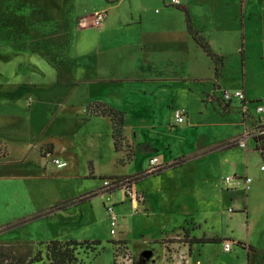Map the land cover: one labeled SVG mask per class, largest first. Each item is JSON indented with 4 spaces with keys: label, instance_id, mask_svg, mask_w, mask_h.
Returning a JSON list of instances; mask_svg holds the SVG:
<instances>
[{
    "label": "rangeland",
    "instance_id": "374dc122",
    "mask_svg": "<svg viewBox=\"0 0 264 264\" xmlns=\"http://www.w3.org/2000/svg\"><path fill=\"white\" fill-rule=\"evenodd\" d=\"M187 1L191 25L207 42L209 39L206 33L211 34L219 29L222 34L226 35L224 36L226 40L222 39L224 57L222 75L225 79L224 85H227L225 87H229L230 94H233L236 89L230 88L231 84H238L242 78L239 54L241 31H243L244 46H247L254 38L253 42L256 40L257 43L255 49L261 50V55L264 57V36L262 37L264 0L263 2L247 0L242 26L240 12L236 8L237 0L214 1L215 8H217L215 16L210 10L205 12L200 7V0ZM145 4L148 6V9L145 8L148 19H150L144 22L147 29L160 26L155 18L159 12L160 15L167 16L163 25L168 23V26L173 27L177 33L185 30L186 17L183 12L174 9V6L170 8L171 0H0V135L3 136L6 133L7 136L2 138L6 140L11 138V135L1 128L4 123L7 125L30 123L32 124L31 132L34 134L33 129L38 132L39 141L54 144L55 153L53 155L56 156L48 162L54 167L49 169V178L45 179L46 186L50 188L48 199L50 204L71 197L79 198L86 191H94L89 194L96 196L91 197L89 202L79 204L78 207L77 205L69 207L71 209L68 210L66 216L57 215L50 218L52 221L47 223L48 229L54 233L61 230L62 235L67 238L81 240L97 238L100 240L101 245L96 247L78 241L82 243L76 248L77 258L81 264H116V257H120L123 264H149L151 259L160 260L163 252V249L159 250L160 241H152L144 245L142 243L143 238H156L158 230H164L158 226L160 216L156 214L157 203L152 193L157 187V182L188 183L190 188L200 195H207L213 202L218 199L217 195L221 194L219 181L211 179L203 182L202 165L192 161L180 168L166 171L168 178L162 175L159 181L155 178H148L140 182V187L146 189L150 195L147 203L151 213L148 217L142 210L134 208L131 201L125 199L124 187H126V195L130 187V191L135 193L137 205H140L143 200L142 194L132 188L134 183L129 184L125 181L127 178L125 176L137 173L149 165L150 153L160 162L158 170L168 168L172 164V161L162 162L167 158V153L162 147L165 142L168 141L171 144L172 155L180 153L189 155L193 152L202 154L221 139L224 140L234 135L227 132L225 125H222L219 119L221 115L216 114L209 105H203L198 100L201 96L197 92H201V89L207 88L214 82L213 67L210 59L190 38L183 37L184 39L180 40L177 48L173 46L164 50L168 52L170 58L167 60L164 54L160 64L154 61H150L151 63L143 61L142 63L139 61V55L131 52L135 46L126 43L129 40L137 42L140 37L142 24L139 22V15L145 9ZM28 14H30L29 17H26ZM17 15L21 18L18 23L23 19L24 26H12L18 19ZM35 16H40L41 19L34 21ZM3 18L6 22H12L11 25H1ZM87 27L90 28L85 32L80 31V28ZM99 28L112 30H105L106 32L103 33L98 30ZM215 38L218 37L214 35L213 41ZM209 45L212 48L210 42ZM93 49L97 50L95 54H99L97 58L101 61L100 63H106V66L97 68V64L90 61L85 64L80 74L78 73V78L82 75L90 81H76V52L81 53L83 50L91 52ZM102 51L105 53L101 54ZM249 53L256 52L249 50L245 52L247 69L244 73L248 72L245 80L246 86H252L253 82L258 79V77H252L250 72L260 70L263 63ZM174 54H177L176 59H174ZM110 58L113 59L109 60ZM170 60L174 62L172 67L167 65L168 62L170 64ZM31 72L32 75L29 74ZM187 75L197 76L201 80L188 82L177 80L179 77L190 78ZM256 75L257 72L254 73V76ZM29 76L35 83L43 81L44 84H36V89L21 92L24 97L17 98V84L12 81L27 80ZM124 78L128 81H108ZM156 78L166 79L168 86L163 91L157 89L158 91L156 90L154 94H150L148 90H153L155 81L144 82V79ZM99 79L103 81H97ZM184 83L190 86L192 92L185 89L186 84ZM224 85L222 88H225ZM255 91L253 92L256 94L257 91ZM203 97L212 105H219L217 110L222 113L221 110L225 103L222 102L219 92L204 94ZM167 99L172 102L165 106L164 101ZM93 101L105 102L110 107L125 113L121 134L118 139L116 138V151L113 148L110 118L106 116L88 118L86 108ZM150 101L159 106L154 112V120L149 115ZM231 102L230 105L225 104L226 108L223 109L225 112L234 111L232 108L236 107L232 117H237V112L242 113L243 116L246 115L244 105L239 107L237 101L232 100ZM28 103L32 104L34 113L26 114ZM184 106L187 107L185 110L188 114L187 122L177 124L176 130L169 133L167 126L174 122V113L176 110H183ZM8 113H12L10 118ZM14 115L19 116L21 123L16 121L15 117L13 118ZM249 117H251L252 126L247 131V135L250 134L249 136L255 138L261 131L256 127L260 121L257 118L264 117V114H257L253 109ZM235 121L231 124L230 131H238L239 125L235 124H239V121L238 119ZM30 124L26 130H30ZM193 125L196 128H190ZM41 132H43L42 135ZM61 133L63 134L59 135ZM126 139L130 141L133 148ZM236 139H238L236 144L240 146L239 141L243 139L241 135L229 139L228 142ZM149 143L157 150L150 151L146 145ZM48 147H50L49 144L44 146V148ZM240 147L231 152L208 153L200 156V159L206 161L210 156L224 155L221 160L224 171L222 190L224 189V175L227 176L234 169L233 172L247 175L250 178L251 182L247 190L249 196L248 228H246L248 221L245 219V208L241 207L239 211L235 208L229 209V202L226 200L222 208H218L220 212L217 216L222 218L211 220L204 230L206 236L222 235V243L205 244L199 252L192 251V264H264V161L259 160L261 154L258 151L251 150L250 140L247 141L246 154ZM9 148L11 151L17 149L13 147V144ZM133 150L135 154L133 161H126L132 157ZM5 152L0 142V157ZM71 153L74 156L71 157ZM254 153L258 154L259 159ZM252 154L254 156L251 158ZM66 159L70 161L69 165L56 169L59 168L58 164L64 163L62 160ZM43 160L37 159L32 163H43ZM89 162H92L96 176L95 178H82L81 175L89 174ZM231 164H234V167ZM104 180L111 182L116 180L118 183L110 189H103ZM254 189L260 191L259 197H252ZM103 193H105L104 197L101 196ZM237 194L243 196L245 193L238 189ZM4 199L6 198L0 194V201ZM1 205L0 226H2L0 229H3L11 224L7 223L11 220H6L11 214V206L10 203ZM109 205L113 206V213L117 219L115 234L110 233V213L107 211ZM196 207L201 209L199 203H196ZM221 209H226L227 214H232L231 217L235 216L228 219ZM20 211L21 209L18 210L19 213ZM30 217H23L12 223H24ZM242 218L244 223L243 228H240ZM11 234L12 230L0 232V243L15 245L16 241H4L5 238L11 240ZM178 236H180L181 246L186 245L185 243L190 238L189 232L184 229L179 232ZM119 237H123L126 241L121 242L120 245L114 244ZM17 243L18 245L14 246L16 253L33 255L38 249L44 250V245H38V242L20 241ZM226 243L230 247L229 251L224 250ZM249 245L254 249L249 250ZM172 253L169 252L170 255L178 256L179 254V252L178 254ZM166 255L168 254L165 253L164 256ZM126 257L127 260H124Z\"/></svg>",
    "mask_w": 264,
    "mask_h": 264
},
{
    "label": "crops",
    "instance_id": "0c3cea01",
    "mask_svg": "<svg viewBox=\"0 0 264 264\" xmlns=\"http://www.w3.org/2000/svg\"><path fill=\"white\" fill-rule=\"evenodd\" d=\"M177 1H178V4H171L170 8H172L174 6V9H177L181 12H183L182 9L184 8L186 10L188 17H189L190 25H191V18H190V15L188 13V6H189L188 1L187 0H177ZM214 1H216V0H200V7L205 12H208V10H210V12H212L215 16L216 15L215 10L217 8H215L216 6L214 5ZM260 1L263 2V0H260ZM247 2H248L247 0H237V2H236V4H237L236 8H238L239 12H240L241 26L243 25V22L245 19L244 18V11L247 8L246 7ZM145 7L148 9L147 4H145L144 8ZM146 8L139 15V22H140V24H142L141 25L142 28L140 30V37L138 38V41L134 42V41L129 40L126 43L127 45H134L135 46V47H133V49H132L133 51H131V52H134L133 54L139 55V59H140L139 61H142V63H144V62L151 63L150 61H154V63L156 62V63L160 64L162 62V56L164 54H165V58H167V60H169L168 58H170V57L168 55V52H164V50H168V49H170V47H173V46L175 48H177L180 40L184 39L183 37L190 38L193 41V43L195 45H197L195 43V41L193 40L192 36L189 34L187 27H186V23H185V30H183L180 33L179 32L177 33L173 27L168 26V23L163 25V23L166 22L165 19L167 18V16L160 15L159 12L157 13V16L155 18L157 20L156 22L160 23V26H156L154 29H147L144 22L146 21V19H147V21L150 19H148L149 17L147 15V9ZM29 15L30 14L26 15V17H29ZM184 15H185V17L187 16L185 13H184ZM211 15L212 14H210V16ZM16 17L18 19H16V22H14L15 24L12 26H14V27L24 26V24H22L23 19H22V22L18 23V21L21 20V18L18 15ZM33 19H34V21H36V20L41 19V17L35 16V17H33ZM11 23L12 22H10V21L9 22L4 21V18H3L1 25L10 26ZM158 23H157V25H158ZM54 26H56V25H54ZM191 27H192V25H191ZM89 28L90 27L80 28V31L83 33L86 31V29H89ZM193 29L196 30L195 28H193ZM98 30L102 31L104 33V32H106L105 30L108 31V30H112V29L107 28V29L102 30L99 28ZM196 31H198V30H196ZM110 34H108V35H110ZM205 35L209 39V42L211 43V46L213 48L212 49L209 45V42H207L210 50L212 51V53L219 56L220 59H219V63L217 64V70H216L217 72H216L215 68H214V63L211 60V58L208 57L206 55V53L202 50V48L197 45L199 48H201L203 53L206 55V57H208L210 59V61L212 63V67H213L212 68L213 69V76L212 77L214 80V82L212 84H209V86L207 88L201 89L202 90L201 92H197L201 96L198 98V100L203 105H205V104L209 105L214 110V112L216 114L218 113L219 115H221V118H219V119H220V121H222V125H225L224 127L227 130V132H231L234 135L232 137H229V138L224 139V140L221 139L214 146L208 147L204 151V153H202V154H201V152H193V153H190L189 155H184L181 153L172 155L171 144L167 141L162 146L167 153V158L164 159L163 161L162 160L161 161L164 163H167V161H172V164H173V162H175L176 160L182 159L181 163L176 164V165H170V166H168V168L160 169L159 171H158V169H156L155 172H150L149 165H147L145 168L141 169V171L134 173L132 175H129V176H125V177H130V176L142 173V172L146 173L145 176L138 179L132 186V188L134 190H136L140 194H142L143 200L140 202V205H137V202L135 199H133V198L131 199V198L126 197L124 195L125 199L126 200L128 199L129 201H131L134 208L142 210V212L144 213V215H146V217H148L151 213L149 211L148 203H147L148 199L150 198V195H149V193L146 192V189H144L143 187H140V182L142 180H145L148 178H155V179H157V181H159L160 177L162 175H165L164 178L165 177L168 178V174H165L166 171H170L173 168H180L181 166H185V164H188L192 161H196V163H198V165L201 164L203 167V172H202V176H204L203 180H202L203 182H205L206 180H211V179H215V180L219 181V189H220L221 194L217 195L218 199L215 202L211 201V198L208 197L207 195H205V194L200 195L199 193H197L195 190H193V188H190L188 183H183V182L180 183L179 181H176L175 183H173L171 181H169V182L161 181V183H163V184L157 182V187L155 189H153V191H152L154 198L156 199V203H157L156 204L157 205L156 206V208H157L156 214L160 216L158 226L160 227V229H164V230L163 231L158 230V237H156V238H150V239L149 238H143L142 243L144 245V244L152 242V241H160L161 243L159 245V250L161 251L163 249V252H162L160 259L167 258L170 255L169 252H173L172 254H174L175 252H176L175 254H178V252H179V254H184L186 256V258H188V264H192V258H191L192 251L196 250L197 252H199V250L203 248V245L209 244V243H204V244L191 243V242H189V240H191V239L215 238L218 240L217 243H222V240H223L222 235H220V236L219 235L206 236V234L204 233V230L207 228V226H209L211 220H216V219L219 220L222 218L221 216H219V217L217 216V213L220 212L218 210V208H220V207L222 208V204H224L226 200H228V202H229V206H230L229 209L235 208L239 211V209L241 207L245 208V212H246L245 213V219H247V221H248L246 228H248V225H249V214H248L249 196L247 194L248 187L245 189V187L243 185H239L236 188H231V187L227 188L223 184L224 185L223 190L225 192H222L223 191L222 190V175L224 174V171L222 169L221 160L223 159L224 155L219 154L216 156H210V157H208V159L206 161H203L202 159H200V156L208 154V153H212V152H217V151L222 153L223 151L231 152L234 149H238L240 147L236 144V141L238 139L231 141V142H228V141H229V139H231L233 137H240V135H241L243 137V139L245 140V148L240 147V149H244L245 154H246L247 153L246 152L247 141L250 140L251 141V150L252 151H258L261 154V159L258 158L257 153H254L255 156L260 161L261 160L264 161V117L257 118L260 121L258 122V124H256V127H257V129L261 130V131L259 130L260 132L258 133L257 137L253 138L252 136H249L250 134L247 135V131H249L251 126H252L251 117H249V113L251 112V110H253V109L255 110V108L258 105L264 104V60H263L264 57H263V55H261L262 51L258 50L257 48L255 49V44L257 45V43H256V40L253 42L254 38L249 41L250 43L248 45L246 44L247 46H244L243 31H241V43L239 45V48H240L239 54L241 57L240 72L242 73L241 74L242 78H241V81L238 82V84H234V85L231 84L230 88L233 87L236 89V91L239 90V91L243 92V99L242 100H239L237 98H232V100L237 101L239 104V107L244 105V108L247 111V113H246V115L243 116L242 113L237 112V114H236L237 117H232L233 114H235L234 111H235L236 107H233L232 110H234V111H231V112H229L227 110L228 108L225 109V110H227L226 112L223 110L224 108H226L225 104L232 103L231 102L232 100L229 103H225L222 101L225 104H223V108L221 110L222 113H219L217 110V109H219V105H217V104L212 105V103L207 102L206 99L203 97L204 94H208L211 92H215V93L219 92L221 100H222V92L224 90L229 89V87H225L227 85H224L225 79L222 75L223 67H224V57L222 55V39L226 40V38L224 37L226 35L222 34V31H220L219 29L217 31H214L211 34L206 33ZM214 35H215V37H218V38L217 39L215 38L213 41ZM83 36H84V34H83ZM263 36H264V32L262 33V37ZM248 50L251 52L252 51L256 52V53H249V54L251 56L257 57L260 62H263L262 65L260 66L261 67L260 70H258V71H256V70L252 71L251 70V72H250L252 74V77H256V78L258 77V79L253 82L252 86H246V83H245V80L247 79V74H248V72L244 73V70L247 69V67H245V52H248ZM96 51L97 50L93 49L91 52H88V50H83V51H81V53H79V51L76 52V55H75V76L77 77L76 81H79V82L90 81V80H86V78H84L82 75L78 78V73L80 74V71L85 66V64H87L88 62L91 61V63L97 64L96 65L97 68L106 66V63H103V64L100 63L101 61H99L97 58V56H99V54L98 53H97L98 55L95 54ZM151 52H154V54H150ZM103 53H105V52L102 51L101 54H103ZM180 53H182V52L180 51ZM167 55H168V57H167ZM176 55L174 56V59H176ZM87 58L88 59L90 58V60H86ZM112 59L110 58L109 60H112ZM101 65H103V66H101ZM167 65L169 67H172L174 65V62L170 60V64L168 62ZM256 72H257V75L254 76V73H256ZM29 74L32 75V72ZM187 76L190 78L182 79L181 77H179L177 80L183 81V82L201 80L200 78L198 79V77L194 76V75H192V76L187 75ZM3 80L5 81L4 78H3ZM53 81H55V79H53ZM92 81L96 82V80H92ZM97 81L100 82V81H103V79L102 80L99 79ZM108 81L122 82V81H128V79L124 78V79H116L115 81H113V80H108ZM148 81H155V86H154L153 90H152V88L150 89L152 91L148 90V92L150 94H154V92L157 89L163 91L164 88L166 86H168L166 79H157V78L156 79H144V82H148ZM12 82L17 84L16 85V88H17V92H16L17 95L16 96H17V98L18 97H20V98L24 97L23 94H21V92H28V90L32 89V88L36 89V86H35L36 84H44L43 81L35 83L30 76L28 77L27 80L16 79V80H13ZM184 84H186V83H184ZM214 84H216V86H214ZM222 85H224L225 88H222ZM214 87H216V89H214ZM185 89L189 92L190 91L192 92L190 86L187 84L185 86ZM255 90L257 91L256 94L253 92ZM17 98H16V100H17ZM17 101L19 102V100H17ZM100 102H102V101H100ZM171 102H172V100L167 99L164 101V105L167 106V105L171 104ZM103 103H105V102H103ZM31 105L32 104L28 103V106L26 107L27 108L26 114L34 113L33 107ZM158 107H159L158 105H156L155 103L150 101V109H149L150 113H149V115L151 116V119H153V120L155 119L154 112L158 110ZM185 110H187L186 106H184V109L181 110L182 112L185 113V117H186V120L181 124H184L188 120V116H187L188 114ZM255 112H256V110H255ZM8 114H9V118H10V116H11L10 114H12V113H8ZM197 114L200 115V113H197ZM257 114H259V113H257ZM260 114H264V113H260ZM83 115H84V111H83ZM14 117L17 119V120L15 119L16 121H18V122L21 121L20 119H18L19 118L18 115H14L13 118ZM98 117H103V116H88L89 119L90 118H98ZM85 118H87V117H85ZM236 119H238L239 124H235V125H237V126L239 125V127H238L239 129L236 132L230 131L231 124L236 122L235 121ZM3 120H5V118H3ZM29 120H30V116H29ZM124 122H125V120H124ZM29 124L30 123H25V124L24 123H21V124L13 123L12 125H7V123H4L3 124L4 126L1 127V128H3V130L5 129V131L11 135V138H8V140H6L5 138H2L3 136H7L6 133L3 136L0 135L1 145L6 150L5 154L2 157H0V194H1V196H4V198H6V199H4V201H0V205L1 204L9 205V203H10V206H11V212L10 213L11 214H9V216L6 218V220H11V221H8L7 223H11L12 225H16V227H14L12 229V234H14V235H12V234L10 235V237H12V239L9 240V239L5 238L4 241H8V242L9 241H16V243H17L20 241L38 242V241H49V240H76V241L99 240L97 238L90 239V240L67 238L64 235H62L61 230H58V233H54L52 230L48 229L47 223H48V221L49 222L52 221V220H50V218L55 217V216L60 215V214L63 216H66L68 213V210H70L71 208H69V209L67 208L65 210H60V211H55V212L49 213L47 215H42L43 211H45L46 209H48L49 207H51L57 203H60V202H63V201H66L68 199L75 198V197H71V198L56 202L54 204H50V202L48 201L49 196H50V188H49V186H46L45 179L49 178V174H48L49 169L54 167V166H52V164H49L48 162L51 161L50 160L51 158L53 159V157L55 158V156H56V155H53L55 153V146L53 143H49L47 141H44V142L39 141L40 138H38V132L35 129H33L34 134H32V132H31L32 124H30V130H26L28 128ZM176 125L177 124L175 122H173L169 126H167L169 133L173 132L172 130H174V131L176 130V128H177ZM240 127H241V129H240ZM152 128H154V127H152ZM190 128H196V126L193 125V126H190ZM42 134H43V132H41V135ZM62 134L63 133H61L59 135H62ZM126 140L129 142L130 145H132L128 139H126ZM11 144H13V147L17 148L15 151L10 150L9 147L11 146ZM46 144H49L50 147L44 148V146H46ZM146 145H148V149L150 151H156L157 150L156 147L153 146L151 143L146 144ZM113 148H114V144H113ZM132 148H133V145H132ZM114 150L116 151L115 148H114ZM70 155H71V157L74 156L72 153ZM134 156H135V154H134V150H133L132 157L129 160L126 159V161H131V160L133 161ZM253 156L254 155L252 154L251 158ZM71 157H70V159H71ZM152 157H153V155H151V153H150V158H152ZM56 158H58V157H56ZM37 159H40V160L44 159L43 163H37V164L32 163V161L37 160ZM36 162L37 161H35V163ZM62 162H64L65 165L62 167L58 166L59 168H56V169H61L65 166H68L70 163V161L68 159L62 160ZM159 163L160 162L158 161V164ZM148 164H149V160H148ZM233 165L234 164H231L232 167H234ZM88 167H89V174L88 175H81L82 178H85V177L86 178H95L96 175L94 174V171H93L92 162H89ZM262 167L263 166H261V169H262ZM233 171H231V173H229L227 175L235 174V175L248 177L247 175H243L241 173L233 172ZM147 172H148V174H147ZM224 176H226V175H224ZM78 177H79V175H78ZM111 177H113V176H111ZM114 177H121V176H114ZM100 179H101V177H100ZM238 189L244 191L245 194L243 196L238 195L237 194ZM91 192L94 193V191L89 190L83 194L86 195V194H89ZM259 194H260V191L258 189H254L252 197H254V196L259 197ZM98 195H100V194H98ZM104 196H102V197H104ZM217 197H215V199ZM196 203H199V206H201V209H197ZM1 206H0V213L2 212ZM19 206H21V207H19ZM78 206H80V205H77L76 207H78ZM231 206H234V207H231ZM19 209H21L20 213L18 212ZM3 212H5V211L3 210ZM203 212H205V213H203ZM221 212L228 219H231L232 217L235 216V215H233L231 217L232 214H229V213L227 214L226 209H224V210L221 209ZM28 216H31V217L29 218V220L27 222L12 223L15 220L22 219L23 217L25 218ZM243 223L244 222H243V218H242V223H240L241 224L240 228H243ZM220 225H221V223H220ZM168 229H169V231H168ZM182 229H184L186 232H189L190 238L185 243L186 245L181 246L180 242H179L180 236H178V235H179V232L182 231ZM242 232H243V229H242ZM117 240L121 241V242L126 241L123 239V237H119ZM162 242H164V243H162ZM109 244H111V243H109ZM249 246H251V245H249ZM165 253L168 255L164 256ZM155 260H157V259H155Z\"/></svg>",
    "mask_w": 264,
    "mask_h": 264
},
{
    "label": "trees",
    "instance_id": "16d2710c",
    "mask_svg": "<svg viewBox=\"0 0 264 264\" xmlns=\"http://www.w3.org/2000/svg\"><path fill=\"white\" fill-rule=\"evenodd\" d=\"M183 12L187 15L186 10L183 8ZM186 27L189 34L192 36L195 43L202 48L208 57L214 63L215 71L217 70V64L219 63L220 57L212 53L207 41L202 37L198 31L194 30L190 25V20L188 15L186 16ZM217 72V71H216ZM88 116H103L109 117L111 121V137L113 140L114 148L117 147V139L121 134V128H123V117L125 113L123 111L111 108L107 104L100 101H93L86 108ZM117 138V139H116ZM182 162V159L176 160L171 165H176ZM159 171V170H158ZM146 173L142 172L130 177H127L125 181L129 184L135 183L138 179L145 176ZM118 181L115 180L114 185H117ZM122 183V181L120 182ZM93 195H85L82 197H75L68 199L66 201L57 203L45 211L42 215H47L49 213L65 210L69 207H73L86 201H89ZM16 225L9 224L5 228H1L0 232L12 230ZM191 243H217L218 240L215 238L211 239H191ZM82 243L91 244L92 246H100L101 242L99 240L83 241ZM81 242L76 240H49V241H38V245H44V250L38 249L33 255L31 254H20L16 253L14 246L11 244H1L0 243V264H81L77 258L76 248L81 246ZM114 243V242H112ZM121 241H117L114 244L120 245ZM249 250L254 249L252 246H248ZM117 258V257H116ZM115 259V257H114ZM116 262V259H115ZM114 263V262H113Z\"/></svg>",
    "mask_w": 264,
    "mask_h": 264
},
{
    "label": "built area",
    "instance_id": "2783aa9c",
    "mask_svg": "<svg viewBox=\"0 0 264 264\" xmlns=\"http://www.w3.org/2000/svg\"><path fill=\"white\" fill-rule=\"evenodd\" d=\"M172 4H178L177 0H171ZM101 19V17L99 18ZM232 98H237L239 100L243 99V92L242 91H235L233 94H230L229 90H224L222 92V101L225 103H229ZM257 113H264V104L258 105L255 108ZM174 122L176 124H181L186 120L185 117V113L182 112L181 110H176V112L174 113ZM239 145L242 148H245V140L242 139L239 141ZM61 165H64V163H59L58 166L60 167ZM159 164H158V159L156 157H152L149 159V170L150 172L155 171L156 169H158ZM263 169V167H262ZM251 182L249 177L246 176H240V175H235V174H231V175H227L224 177L223 179V184L228 188H236L239 185H243L245 187V189L248 187L249 183ZM114 185V182H111L110 180H104L103 182V189H110V187H112ZM127 195H126V187H124V195L126 197L129 198H133L135 199V193H132L130 191V187H128L127 189ZM106 193V192H105ZM105 193L102 194V196L105 195ZM107 211L110 213L109 215V220H110V233L111 234H115V228L117 225V219L113 213V207L111 205L107 206ZM230 247L229 245L226 243L224 244V250L225 251H229ZM127 260V257L124 259ZM131 261V260H130ZM116 264H123V262H121L120 257L116 258ZM149 264H188V259L186 258V256L184 254H178L177 255H169L167 258H163L160 260H154V262H149Z\"/></svg>",
    "mask_w": 264,
    "mask_h": 264
},
{
    "label": "water",
    "instance_id": "95a60500",
    "mask_svg": "<svg viewBox=\"0 0 264 264\" xmlns=\"http://www.w3.org/2000/svg\"><path fill=\"white\" fill-rule=\"evenodd\" d=\"M144 253H145V252H144ZM144 253H143V254H144ZM150 254H151V252H150ZM149 259H150V256L148 255V260H149ZM150 262H154V259H151Z\"/></svg>",
    "mask_w": 264,
    "mask_h": 264
}]
</instances>
